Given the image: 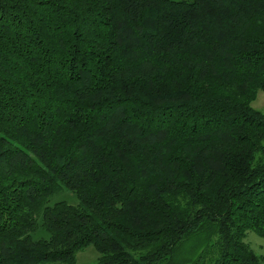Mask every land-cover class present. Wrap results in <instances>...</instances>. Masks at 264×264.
Masks as SVG:
<instances>
[{"label": "trees", "instance_id": "trees-1", "mask_svg": "<svg viewBox=\"0 0 264 264\" xmlns=\"http://www.w3.org/2000/svg\"><path fill=\"white\" fill-rule=\"evenodd\" d=\"M260 90L264 0H0V264H261Z\"/></svg>", "mask_w": 264, "mask_h": 264}, {"label": "rangeland", "instance_id": "rangeland-1", "mask_svg": "<svg viewBox=\"0 0 264 264\" xmlns=\"http://www.w3.org/2000/svg\"><path fill=\"white\" fill-rule=\"evenodd\" d=\"M251 104L257 110H264V91H258L255 100ZM61 198L67 200L69 203H76V198L74 195L67 191L61 192L54 196L51 199V202ZM245 240L249 243L252 250L261 257V264H264V236H260L249 230ZM97 257L98 252L92 245H90L77 252L75 264H92L96 261Z\"/></svg>", "mask_w": 264, "mask_h": 264}]
</instances>
